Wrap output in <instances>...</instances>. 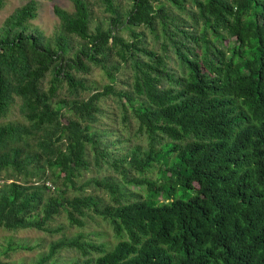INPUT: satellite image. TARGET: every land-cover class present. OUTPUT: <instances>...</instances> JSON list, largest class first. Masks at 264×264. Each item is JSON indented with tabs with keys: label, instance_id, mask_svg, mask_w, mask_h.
Masks as SVG:
<instances>
[{
	"label": "trees",
	"instance_id": "1",
	"mask_svg": "<svg viewBox=\"0 0 264 264\" xmlns=\"http://www.w3.org/2000/svg\"><path fill=\"white\" fill-rule=\"evenodd\" d=\"M70 1L54 7L53 38L32 26L37 0L0 25V119L22 117L0 125V228L55 234L59 217L83 228L96 216L119 238H65L38 264L65 249L73 264H264V0ZM94 5L106 15L95 28ZM123 67L129 90H117ZM93 68L102 90L80 77ZM109 97L145 151L110 150L119 141L96 128ZM93 162L118 178L86 179Z\"/></svg>",
	"mask_w": 264,
	"mask_h": 264
},
{
	"label": "rangeland",
	"instance_id": "2",
	"mask_svg": "<svg viewBox=\"0 0 264 264\" xmlns=\"http://www.w3.org/2000/svg\"><path fill=\"white\" fill-rule=\"evenodd\" d=\"M27 1L28 0H8L4 8L0 10V25L15 9L26 4ZM37 1L39 3V15L37 19L32 22V26L38 28L47 38H53L60 31V21L54 13V7L59 6L72 12L74 10L73 4L70 0ZM118 1L124 10L129 9V5H131L130 0ZM91 9L93 12V28H95L98 24H102L105 21L106 15L103 9L97 5L92 6ZM147 40L151 47L155 45L154 39L150 34H148ZM169 66L175 71L178 70L177 65L173 61L169 62ZM80 77L85 78L91 90H102L103 87L109 83L106 75L98 68H93L89 74L81 75ZM117 78V90H129L130 86L133 84L132 70L128 67H123V70L117 74ZM47 86L48 85H46V87ZM91 93L92 92L84 93L83 96L86 98L91 95ZM67 96V91L64 89L60 94V98H65ZM101 107L103 109V117H101L99 123L96 124V128L100 132L109 134V136L104 138L105 142L112 143L116 139L119 141L118 145L110 146V150L114 154L124 156L130 155L134 148L137 147L142 148V151L147 149L148 145L146 138L136 135L137 126L130 114H128V119H123L122 110L116 103L114 97H109L104 100L101 103ZM17 121L22 122V117L19 114L18 107H14L6 118L0 119V125ZM117 173L116 169L111 168V166L107 164H102V166L99 167L93 162L91 170L86 173L85 177L86 179L103 178L104 176H115L114 178H118ZM151 176L152 179L156 180L157 171ZM89 192H92V190ZM97 194L108 201L110 200L106 192L101 191L97 192ZM59 226L63 229L55 234H49L34 229L11 232L0 228L1 264H38L40 258L49 252L52 243L65 238H78L79 234L84 236L82 241L86 240L97 245H106L107 249L113 248L119 241L118 236H116L111 226L108 225L106 221L96 216L86 219V225L83 228H73L68 224L66 219L59 217L53 223V228ZM11 244L14 245V247L17 245H24L29 249H10ZM93 256H96V254H93ZM79 260L81 261L83 259H81L77 251L65 249L60 251L53 260L45 264H73Z\"/></svg>",
	"mask_w": 264,
	"mask_h": 264
}]
</instances>
